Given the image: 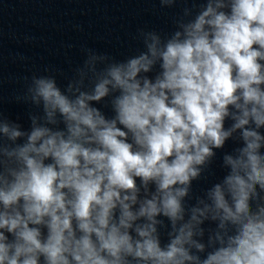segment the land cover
I'll list each match as a JSON object with an SVG mask.
<instances>
[{"label":"clouds","instance_id":"1","mask_svg":"<svg viewBox=\"0 0 264 264\" xmlns=\"http://www.w3.org/2000/svg\"><path fill=\"white\" fill-rule=\"evenodd\" d=\"M175 24L121 61L88 49L63 89L25 77L30 127L0 112V264H264V0Z\"/></svg>","mask_w":264,"mask_h":264}]
</instances>
